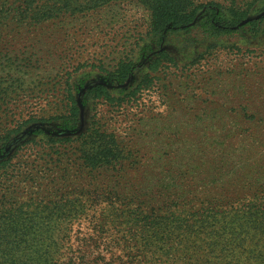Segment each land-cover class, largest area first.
I'll return each instance as SVG.
<instances>
[{"label":"rangeland","instance_id":"374dc122","mask_svg":"<svg viewBox=\"0 0 264 264\" xmlns=\"http://www.w3.org/2000/svg\"><path fill=\"white\" fill-rule=\"evenodd\" d=\"M195 1L206 4L196 22L170 29L162 38L151 33V10L142 0H110L40 23L31 14L17 15V21L0 24V80L9 92L2 106L17 108V118L30 109L60 113L66 89L76 94L81 110L76 129L61 127L58 119L33 121L0 151V160L12 158L1 171L0 204L4 217L8 210L17 216V231L6 234L12 236L16 264H72L79 259L81 238L98 226L109 230L106 242L120 236L110 223L99 225L110 222L113 212L156 209L162 214L215 195L212 184L192 178L191 172L200 166L203 177L215 152L229 153L225 136L234 141V157L239 155L244 126L230 135L232 121L255 115L253 122L264 124V0ZM232 3L247 10V19L233 32H207L203 20ZM162 49L177 65H161L154 83L131 95ZM129 59L135 67L125 83L108 78L107 70ZM99 83L115 96L112 102L86 97ZM241 96L251 97L250 106ZM93 125L115 135L124 155L120 164L93 171L84 167L80 150ZM65 136L69 141L58 139ZM262 139L256 136L251 163L264 159Z\"/></svg>","mask_w":264,"mask_h":264},{"label":"trees","instance_id":"16d2710c","mask_svg":"<svg viewBox=\"0 0 264 264\" xmlns=\"http://www.w3.org/2000/svg\"><path fill=\"white\" fill-rule=\"evenodd\" d=\"M17 1L21 0H0V24L4 25L5 19L17 21V15L27 18L29 14L33 16V22L40 23L55 14L70 10L75 12L81 7H97L110 0H22L18 4ZM142 1L151 10V33L155 38H162L170 29L194 24L206 5L195 0ZM238 9V5L234 3L230 4L226 11L222 9L218 12L214 9L213 13L203 20L205 30L213 35L233 32L236 26L248 17L247 10ZM215 20H218L220 25L216 24ZM170 64L177 65L176 59L166 49H162L150 61L149 71L130 94L135 96L143 86L152 85L160 66ZM134 67L132 59L124 60L114 70H107V76L119 83H125ZM0 88V102H5L9 92L2 86L1 80ZM85 95L107 102L115 99L109 88L102 83L90 86ZM57 96L59 98L60 95ZM243 98L250 106L251 97L241 96V99ZM61 102L56 110L60 113L47 114L39 109H30L18 118L17 108L3 107L0 103V151L6 148L10 139L20 132L24 125L33 121L58 119L61 127L76 129L81 112L76 94L65 89ZM254 109L260 110L257 107ZM254 116L246 117L251 121L249 118H245L242 123L232 121L235 126L229 123L227 130L230 135H233L234 127L244 126L245 137L241 141L238 156L234 157L237 150L232 147L234 141L225 136L223 145L229 153L219 155L215 150L217 152L212 155L211 170L203 177H200V166L196 167L195 172H191L192 178L212 184L210 192L217 191L215 195L207 193L199 203L191 198L189 201L193 202H186L176 210L166 209L162 214H158L156 209L113 212L110 222L100 221L99 225L110 223L115 227L114 231L121 232L120 236L106 242L104 239L107 238L109 230L105 226H98L95 233L81 238L78 245L79 259L72 261V264H264V159L259 158L254 163L250 161V152L256 136L264 138V124L253 122ZM84 135L87 141L80 150L84 167L93 171L104 165L115 166L121 163L123 151L112 132L100 125H93ZM58 139L69 141L70 137ZM208 159L206 158L205 163ZM11 160L10 157L0 160V178L1 171L8 167ZM0 205V234L4 236L2 239L0 236V264H16V254L10 251L13 246L12 236L6 237V234L14 229L17 231V216L15 211L8 210L11 214L4 217L7 211L2 209L3 203ZM74 207L71 203L69 210L73 212ZM195 207L197 211L192 213L191 210ZM8 220L13 221L14 227ZM41 239L39 237L37 241L39 249ZM123 242L126 243L121 245ZM9 243H12V246ZM14 243L17 246V232ZM100 244L104 249L95 252L93 248ZM113 245L120 252L111 249L114 248ZM53 255L54 253L51 256ZM13 256L16 259H13Z\"/></svg>","mask_w":264,"mask_h":264}]
</instances>
